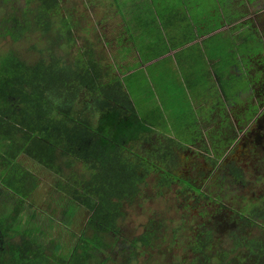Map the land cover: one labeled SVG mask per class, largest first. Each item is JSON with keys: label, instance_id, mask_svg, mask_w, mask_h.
<instances>
[{"label": "trees", "instance_id": "trees-1", "mask_svg": "<svg viewBox=\"0 0 264 264\" xmlns=\"http://www.w3.org/2000/svg\"><path fill=\"white\" fill-rule=\"evenodd\" d=\"M7 1L10 0H0ZM149 3L140 1L138 7L149 12ZM17 11L14 24L6 30L7 36L0 31V40L36 32L40 42L33 45L32 56L10 49L0 58V184L24 198L35 188L37 176L24 165L20 158L23 153L48 168L66 169L68 181L62 189L90 212L87 224L92 235H82L69 258L61 256L25 232H16L12 221L21 209L20 203L8 216H0V264H88L93 255L91 248L102 249V245L110 252L106 260L97 264H244L246 255L251 264H264V176L256 180L255 186H261V193L247 199V210H233L231 220L235 227L227 237L230 254L225 251L222 256L216 245L222 237L218 236L216 241L218 228L203 205L197 206L199 215L194 230L187 235L194 248L192 256L174 254L172 258H162L159 226L153 222L134 225L143 215L141 211L131 212V224H125L124 205L136 200L142 188L151 183L168 188L169 194L173 193L178 200L182 196L192 197L198 205L209 199L219 200L239 189L244 191L250 182L248 172L233 160L219 159L237 137H218L217 143L214 135V147L206 148L205 158L218 164L222 179L218 186L222 192L214 195L206 191L208 188L200 190L192 179L177 175L175 165L182 158L185 141L155 128L166 122L164 112L176 106L172 96L178 93L168 81L155 75L158 98H154L161 104L148 109L143 117L127 89L134 71L111 77L91 42L73 52L76 22L64 1L26 0ZM202 24H193L197 29L192 38L217 26L214 20ZM254 39L244 37L238 47L248 52L244 46L255 42ZM209 41L221 58L216 65L220 68L224 101L237 104L243 89L238 84L242 78L237 77V72L243 77L241 61L245 55L242 59L237 57V44L232 41L222 44L213 37ZM168 45L173 47L171 41ZM233 65L238 71H232ZM83 95L84 106L77 109ZM245 112H237V117L242 118ZM194 133L191 132L192 142L198 140ZM186 136L185 139L189 135ZM80 164L83 170L75 171ZM219 188L215 187L214 192ZM169 198L174 199L171 195ZM104 235L111 240L105 242ZM212 241L215 243L209 249ZM122 243H129L132 253L127 251L119 259ZM242 246H246V254Z\"/></svg>", "mask_w": 264, "mask_h": 264}, {"label": "rangeland", "instance_id": "rangeland-1", "mask_svg": "<svg viewBox=\"0 0 264 264\" xmlns=\"http://www.w3.org/2000/svg\"><path fill=\"white\" fill-rule=\"evenodd\" d=\"M25 1L0 2V31L4 33L2 36H7V28L14 24V14L18 12V8L25 5ZM62 1L70 8L76 22L74 32L77 40L76 44H72L73 52L76 53L86 42H91L101 54L102 65L111 77L123 76L122 73L128 70L134 71L128 80V84L131 85L127 89L141 116L144 117L148 109L155 107L157 103L161 104L154 98H158L154 86L157 85L155 75L163 77L172 90H177L178 94L172 97L174 103L179 104H175L177 107L175 106L174 110L164 112L167 115L164 125H155L156 129L186 143L185 150L181 152L182 158L175 165L177 175L192 179L202 191L208 188L206 191L213 192L214 195L222 192L218 186L222 181L220 168L218 164H213L205 158L208 153L206 148L214 147L213 138L216 137L214 135H217V143L220 142L218 137H237L219 159L233 160L248 172L250 182L248 181L244 191L239 189L222 196L219 200H205L200 205L194 204L192 197L182 196L181 200H178L173 193L169 194L168 188L152 183L145 185L136 200L124 205L125 224H131V212L141 211L143 215L139 217V221L134 222V225L139 222L142 225L143 223L149 225L153 222L159 226L157 235L162 241L160 247L162 258H172L174 254L178 257L192 256L194 248L190 246L187 235L194 230L199 215L197 206L203 205L218 228L215 234L216 241L218 236L222 237L220 243L216 244L221 249L222 256L225 251L230 254V241H227V237H230V230L235 227L231 220L233 210H247L249 203L247 199L261 193V186H255L256 180L261 178L259 176H264V54L248 53L245 56L243 63L247 69L246 74L252 78V85L249 91L243 94L248 87L247 81L242 78V81L238 82L239 86L243 87L239 103L233 105L227 101L221 102L222 94L218 86L209 83L206 93L200 96V103H197L199 110L196 108L192 93L182 80L187 70L182 65V60L178 59V55L173 53L171 46L168 45V41L184 29V20L179 14L171 20L167 16L164 17V13H160L158 9L168 1H173L170 4L180 5L189 15L192 24L199 22L201 25L200 20L204 15L210 16L215 10L217 14L220 9L219 0ZM140 1L141 4L145 1L150 2L149 12L138 7ZM123 12L129 21L124 18ZM202 25L204 27V24ZM38 42L40 37L36 32H25L18 38H2L0 58L10 49H16L24 56H32L35 53L33 45ZM241 52L244 56L245 53L242 50ZM85 99L86 96L83 95L76 105L77 109L84 106ZM240 111H246L242 118L237 117V112ZM187 126L189 129H186ZM185 129L187 133L184 132ZM192 131L196 132L193 135L198 137L196 142L190 141ZM198 132L203 134H197ZM186 134L189 135L187 139ZM133 145L136 146L137 143ZM20 158L24 165L36 174V186L24 198L0 184V216H8L21 203L17 217L12 221L16 232H25L55 253L69 258L81 236L92 235L87 224L90 212L72 201L62 189L63 183L68 181L66 169L48 168L25 153L21 154ZM78 169L83 170L81 164L75 171ZM215 187L219 188L216 192ZM170 195L174 199H170ZM103 240L109 242L111 237L104 235ZM214 243L215 241H212L209 249H212ZM128 245L129 243L119 244V259L126 256L127 251L132 253ZM102 247L95 250L91 248L93 255L89 257L88 264L106 260V254L110 250L106 245ZM241 248L245 254L248 252L246 246ZM251 263V258L246 255L244 264Z\"/></svg>", "mask_w": 264, "mask_h": 264}, {"label": "crops", "instance_id": "crops-1", "mask_svg": "<svg viewBox=\"0 0 264 264\" xmlns=\"http://www.w3.org/2000/svg\"><path fill=\"white\" fill-rule=\"evenodd\" d=\"M171 2L173 1H168L158 11L164 13V17L167 16L171 20L178 14L184 20V29L174 35L169 43L170 41L173 43L172 52L178 55V59L182 60V65L187 70L182 80L192 93L196 108L200 110L197 103H200V96L206 93L209 83L218 86L222 94V101L221 99L220 101L224 103V94L220 88V68L216 65L221 58L217 56L215 49L211 48L212 45L209 39L213 37L216 41H221L222 44H227L230 41L234 42L237 44V57L241 58V48L238 47L241 39L254 37L256 38L254 39L255 42L244 46L249 50L248 52L242 50L245 53L244 55L247 56L248 53L249 55L264 54V0H219L220 9L217 14L216 10L212 11L210 16L204 15L200 20L201 24L214 20L217 26L213 30L205 32L202 30L195 38L191 36L195 34L193 31H196L197 28L192 24L187 12L180 5L170 4ZM185 27L190 29L186 30ZM186 36H189L188 40H186ZM243 58L245 59V57ZM244 59H242V63ZM242 68L244 71L243 77L240 72H237V77L239 79L244 78L247 85H252V78L249 74H246L247 69H245L244 63ZM232 69L233 72L238 71L236 65H233Z\"/></svg>", "mask_w": 264, "mask_h": 264}]
</instances>
